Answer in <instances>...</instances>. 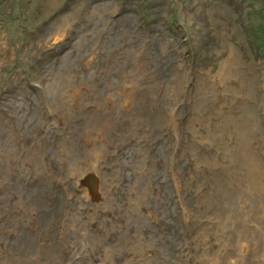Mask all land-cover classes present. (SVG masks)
<instances>
[{"label": "rangeland", "instance_id": "rangeland-1", "mask_svg": "<svg viewBox=\"0 0 264 264\" xmlns=\"http://www.w3.org/2000/svg\"><path fill=\"white\" fill-rule=\"evenodd\" d=\"M262 102L264 0H0V264H264Z\"/></svg>", "mask_w": 264, "mask_h": 264}, {"label": "bare ground", "instance_id": "bare-ground-1", "mask_svg": "<svg viewBox=\"0 0 264 264\" xmlns=\"http://www.w3.org/2000/svg\"><path fill=\"white\" fill-rule=\"evenodd\" d=\"M231 53H232V51H231ZM262 103H264V102H262ZM240 128H245L247 130L249 128L250 130H248L249 131L248 133H252L253 136L252 137H249V139L246 138V137H244L242 139L243 133L241 132V129ZM240 128H238V135H239V140H240V143H241V144L240 143L239 144L241 145L242 150L245 149L246 150V153L248 155L249 154L252 155V149H251V146H250L251 144H250V141L249 140H251L252 138H255L256 137V140L260 139L262 141V144L264 145V135L261 133L260 130L251 129V127H249V125H243ZM257 134H259L260 136L257 137ZM246 142H248V143L246 144ZM241 167H242V165L240 164V162H238V164L236 166L234 165V168H232V170H231V172L239 178L237 180V184H239V185H243L245 178L248 176V174L245 171H243V169H241ZM236 168H237V170H234Z\"/></svg>", "mask_w": 264, "mask_h": 264}, {"label": "water", "instance_id": "water-1", "mask_svg": "<svg viewBox=\"0 0 264 264\" xmlns=\"http://www.w3.org/2000/svg\"><path fill=\"white\" fill-rule=\"evenodd\" d=\"M85 177H88V178L92 179V181H93V186H92L93 193L95 192L96 194H98L97 193V191H98V183H97V180H95L96 177L93 176L91 173H88L87 175H85Z\"/></svg>", "mask_w": 264, "mask_h": 264}]
</instances>
